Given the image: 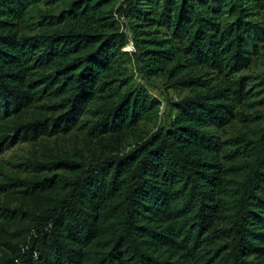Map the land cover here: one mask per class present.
<instances>
[{
	"label": "trees",
	"instance_id": "1",
	"mask_svg": "<svg viewBox=\"0 0 264 264\" xmlns=\"http://www.w3.org/2000/svg\"><path fill=\"white\" fill-rule=\"evenodd\" d=\"M263 53L264 0H0V156L88 151L0 170V264H264Z\"/></svg>",
	"mask_w": 264,
	"mask_h": 264
},
{
	"label": "rangeland",
	"instance_id": "2",
	"mask_svg": "<svg viewBox=\"0 0 264 264\" xmlns=\"http://www.w3.org/2000/svg\"><path fill=\"white\" fill-rule=\"evenodd\" d=\"M40 8L48 10L49 5L43 1ZM124 51L133 52V44L130 43ZM135 68L136 67L134 66L132 71L135 75V83L137 85L147 86V88L154 95L160 98L178 100L188 93L187 91H170L166 94L167 92L164 86V79L154 78L147 83L146 81H143L141 76L136 72ZM240 75L248 76L250 78L248 80L250 85L259 83L262 79H264V53L250 66L249 69L244 70L240 73ZM165 109L166 104L162 105L160 114L164 112ZM258 109L259 108L256 110ZM260 110L264 109L260 108ZM164 121L165 118L163 117H161L158 121H145L143 123V129L148 132H153L158 126L162 125ZM243 129V124L238 122L234 128L228 129L227 133L218 132L217 135L220 136L221 140H226L237 132L243 131ZM225 146H228V143H225ZM129 148H131V146H129L127 150H129ZM57 155H67L71 159H78L79 155L87 156L88 151L84 142L83 134L74 130L72 133L66 135L41 137L36 142H21L17 140L13 147L4 151L0 156V170L6 174H18L21 178H25L33 171V165L36 164L37 161H52L53 157ZM1 178L2 177H0V179Z\"/></svg>",
	"mask_w": 264,
	"mask_h": 264
}]
</instances>
